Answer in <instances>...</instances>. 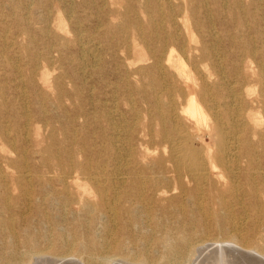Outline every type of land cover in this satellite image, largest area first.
<instances>
[{
    "label": "bare ground",
    "instance_id": "1",
    "mask_svg": "<svg viewBox=\"0 0 264 264\" xmlns=\"http://www.w3.org/2000/svg\"><path fill=\"white\" fill-rule=\"evenodd\" d=\"M246 1L109 0L89 38L64 0H0V264H264V51L241 33L264 0ZM87 60L85 109L49 65ZM68 105L86 131L55 148L40 125Z\"/></svg>",
    "mask_w": 264,
    "mask_h": 264
},
{
    "label": "rangeland",
    "instance_id": "2",
    "mask_svg": "<svg viewBox=\"0 0 264 264\" xmlns=\"http://www.w3.org/2000/svg\"><path fill=\"white\" fill-rule=\"evenodd\" d=\"M64 2H65V5L68 3L67 10L73 11V15H74L75 19L79 20L80 24H82V26H83V31H82L83 37L86 36V37L90 38L92 36L93 38L94 37L100 38L99 33L102 32V27L98 28V26H100L102 24L103 20H107V19H110L112 17L111 14H112V10L114 9V7L111 5L109 0L108 1H102V0H67L66 1V0H64ZM223 4H224L223 2L220 3V9L223 8L222 7ZM246 4H249V0L246 1ZM218 7H219V4H218ZM252 9H253L252 11L255 13H253V17L249 16L248 25L250 28L245 30V31H241V33L243 34V38H245L246 40H250V44L252 43L251 45H254L255 47H257L258 52H260L262 54V52L264 51V14L262 13L260 8L258 9V6L253 7ZM120 11H121V13L124 12L125 8H121ZM0 12L7 15L10 13V10L7 8L4 9L3 7H0ZM66 15L67 14L65 12L61 14V16L64 18V20L66 22H68L66 19ZM139 15L142 19H145V17H143L144 16L143 14L140 13ZM55 16H56V13L54 12L53 18H55ZM219 16L222 17V21L224 22V24L223 25L217 24V30L220 32L222 38L225 39L223 43L226 44L228 42L229 38H231V36L232 37L237 36L239 28L237 26V23L233 22L230 19V15L228 13L222 12V13H220ZM116 21L119 22V21H121V19H116ZM93 44L97 45L95 42ZM93 44L90 43L91 46H93ZM86 45L88 46L87 41H86ZM42 47H43L42 44H40V42H39L38 48L42 49ZM99 49H101V44H99V46H98V50ZM260 53L257 56H259ZM103 55H104V49L102 50V57H105ZM77 57H79V56H76V59H78ZM259 57L248 56L247 60L252 61L253 65L256 66L257 62L260 61ZM89 59H90V57H89ZM106 61H109V58L106 57ZM88 62H89V65L87 64ZM227 62L228 61H226L225 63H227ZM92 63H93V61H92ZM92 68L93 67H92L91 63L88 60L86 61V63L84 64L83 67L79 66L78 63H75L74 66L68 67L61 61L60 62L57 61L53 65H49V70L51 71L52 74L64 75L63 78L65 80V88L67 89V91L73 92L76 90L77 92L80 93V97H81L80 100L82 101V105L85 107V109H86L87 85H95V87L98 86V88H95V89L96 90L99 89V84L95 81L96 78L93 81V79H91V77L89 76V73H90ZM66 75H68V76H66ZM7 85H8V87L6 88V93H7L8 97L9 98L14 97V99H16V96L14 95L15 92H14L13 82L7 81ZM30 91L31 90H29V92ZM258 91L259 90L257 88V92ZM121 97L124 98V96H121ZM131 97H132V99L137 100L136 96L132 95ZM121 101H122L121 108H123V110H125V111L129 110L130 105H126L125 102H123V100H121ZM65 104H67V101H65ZM77 104H78V102H77ZM68 110L70 112H68L67 115H65L62 112L59 116H53V112L52 113L49 112L46 114L47 117H51V119L55 120V121H53V127H47L46 125L44 126L42 124L40 125V129H39V131L41 133L40 138L41 137H43L44 139L46 138L45 142L47 144L49 142L47 140L48 136L52 132L55 133V140H54L55 141L54 143L56 144L55 148H61V147L63 148V146H65V148L69 147V145H68L69 143L65 139L66 138L65 137L66 131L64 129L66 127L70 128L71 130L77 129V131L79 132V137L77 139L78 144H79V139H80L81 135H84V131H86V127H84V119L83 118H77L75 120L74 124H68V121H67L68 115H71V114L74 115V108L71 107L70 105H68ZM63 114L66 117H64ZM52 116H53V118H52ZM26 146L30 152L34 148L33 145L29 146V144H26ZM5 151L9 152L6 154H10L11 157H14V158L17 157L16 152L13 150V148L10 145L5 147ZM65 155H66V153L64 151L60 152V157L64 158ZM53 212L55 214L58 211L54 210ZM32 213L36 214L34 211H32ZM37 225L41 229V227L38 223H37ZM18 226L19 225L17 224V228H18ZM67 226L68 225H66V227ZM46 228H47L46 225L43 224L42 225V231L37 233L39 235L40 241H42L43 243L45 240L42 239V237L45 236V229ZM2 240L5 241L8 239L5 238V240H4L2 238ZM205 254H207V252ZM49 256H50V258H49ZM52 257H53L52 255H45V256L39 257V260L34 261L33 264H52V263L53 264H59L58 262H55L56 259L54 257L53 258ZM45 258H46V260H45ZM48 259L50 261H48ZM70 261H72V260H70ZM70 261H68V264H72V263L77 264L76 261H72V262H70ZM207 261H209V262H207ZM64 262H67V261H64ZM64 262H62V263L60 262V264H63ZM204 263L216 264L215 262H213L212 259L205 260L203 262V264Z\"/></svg>",
    "mask_w": 264,
    "mask_h": 264
}]
</instances>
